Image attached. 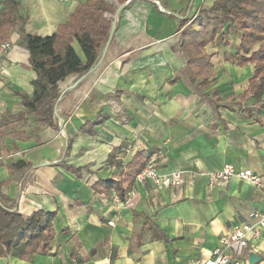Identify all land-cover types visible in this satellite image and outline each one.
I'll return each mask as SVG.
<instances>
[{"label":"crops","instance_id":"obj_1","mask_svg":"<svg viewBox=\"0 0 264 264\" xmlns=\"http://www.w3.org/2000/svg\"><path fill=\"white\" fill-rule=\"evenodd\" d=\"M19 1L27 18L24 31L43 36L88 2ZM216 1L193 0L190 13ZM190 3L105 0L104 17L111 23L120 11L110 45L98 68L58 101L55 125L39 122L22 103L19 93L33 94L37 72L29 49L20 44V24L12 28L0 70V200L23 216L39 209L56 216L47 251L20 258V246L0 256V264H191L209 256L220 236L252 212L264 213L260 187L237 176L211 184V174L226 163L264 179V89L260 98L245 92L256 68L230 57L241 42L240 32L230 39L232 29L221 36L226 39L221 51L218 39L206 45L215 71L211 85L202 88L192 78L180 19L171 14ZM87 60L74 39L70 68ZM77 76L70 71L59 79L60 91ZM128 145L146 158L162 150L161 172L182 171L181 184L157 186L134 178L125 199H115L117 190L100 181L121 179L134 157L125 153ZM249 247L248 261L239 264H264V233ZM251 252L260 259L250 263Z\"/></svg>","mask_w":264,"mask_h":264},{"label":"trees","instance_id":"obj_2","mask_svg":"<svg viewBox=\"0 0 264 264\" xmlns=\"http://www.w3.org/2000/svg\"><path fill=\"white\" fill-rule=\"evenodd\" d=\"M192 1L182 12L171 11L180 19L181 48L188 57L187 65L192 78H199L202 88L211 85L215 71L212 55L208 53L206 45L234 29L241 33V42L239 50L231 56L240 65L255 64V75L245 92L252 91L255 97L260 98L264 89V0H217L212 7L190 15ZM0 3L4 5L0 9V44L8 40L12 28L20 24V44L29 49L31 67L37 72V77L32 81L33 94L19 93L22 103L37 116L39 122L55 125L56 102L97 69L105 54L112 26L104 17V12L108 10L105 0H88L79 4L66 23L61 24L52 35L46 36L24 31L27 18L22 13L19 0H2ZM74 39L80 42L88 60L71 69V43ZM70 71L78 72V76L68 90L61 92L57 82ZM68 142L65 153L69 149ZM113 158L111 154L108 161L113 163ZM146 160L144 152L137 151L127 170L121 171V179L114 181V178H110L100 183L115 188L119 198L125 199L130 181ZM124 181L129 182L126 187L122 185ZM55 216V211L43 209L23 216L0 200V256H8L20 246V258L47 251L54 236Z\"/></svg>","mask_w":264,"mask_h":264},{"label":"built area","instance_id":"obj_3","mask_svg":"<svg viewBox=\"0 0 264 264\" xmlns=\"http://www.w3.org/2000/svg\"><path fill=\"white\" fill-rule=\"evenodd\" d=\"M130 0H127L129 2ZM11 47V42H4L0 45V70L5 66V55ZM55 116L61 124L57 111ZM61 131L64 129L61 126ZM126 154L134 155V148L127 146L124 148ZM165 158L162 150L153 151L147 158L144 166L136 173L135 181L144 183L152 181L157 186H177L183 179L182 171L161 172L160 164ZM237 176L244 179L255 186L260 187L264 191L263 176L251 169L235 166L233 163H226L222 169L211 174V184L215 182H227L230 178ZM115 199L119 196L116 194ZM264 233V213L252 212L249 218L243 222L235 224L227 233L220 236V244L215 247L210 255L203 258H194L191 264H239L248 261L247 255L251 248L249 243L251 240H259Z\"/></svg>","mask_w":264,"mask_h":264},{"label":"rangeland","instance_id":"obj_4","mask_svg":"<svg viewBox=\"0 0 264 264\" xmlns=\"http://www.w3.org/2000/svg\"><path fill=\"white\" fill-rule=\"evenodd\" d=\"M218 11H221L220 9H218ZM190 15H192V13H190ZM111 19H113V17H111ZM238 34H239V32H235V30H233L232 29V37H230V39H234V40H236V36H238ZM218 40H217V43H218V45H219V47H217V50H218V52L219 51H221L222 49H223V47H222V43H224L225 41H226V39L224 38H222L221 36L220 37H218L217 38ZM229 42V41H228ZM216 42H214V44H215ZM209 50H210V52L211 51H215V49H210V47H209ZM209 53V52H208ZM231 54V53H230ZM226 56H229V53H227L226 52ZM230 57H231V55H230ZM222 62H223V59H222V57H220L219 58V63H220V65L222 64ZM193 82V81H192ZM204 95L205 96H207V99H209V100H211V99H213V100H221V98L220 97H217V96H213V98H210L211 97V95L209 94V93H204Z\"/></svg>","mask_w":264,"mask_h":264},{"label":"water","instance_id":"obj_5","mask_svg":"<svg viewBox=\"0 0 264 264\" xmlns=\"http://www.w3.org/2000/svg\"><path fill=\"white\" fill-rule=\"evenodd\" d=\"M120 11L118 10V12L114 15V19H113V22H112V26H111V31H110V38L108 40V42L106 43L105 45V53L110 45V42H111V39H112V35H113V32L117 26V15ZM57 104H58V101L56 102V106H55V110L57 108ZM261 256H259V254L255 253V252H251L249 254V261L250 263H254L255 261H258L260 259Z\"/></svg>","mask_w":264,"mask_h":264}]
</instances>
